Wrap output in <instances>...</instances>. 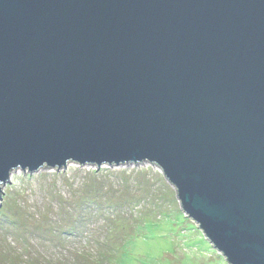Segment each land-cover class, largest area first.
Returning <instances> with one entry per match:
<instances>
[{
	"label": "water",
	"instance_id": "water-1",
	"mask_svg": "<svg viewBox=\"0 0 264 264\" xmlns=\"http://www.w3.org/2000/svg\"><path fill=\"white\" fill-rule=\"evenodd\" d=\"M144 162L264 264V0H0V201L16 170Z\"/></svg>",
	"mask_w": 264,
	"mask_h": 264
},
{
	"label": "rangeland",
	"instance_id": "rangeland-1",
	"mask_svg": "<svg viewBox=\"0 0 264 264\" xmlns=\"http://www.w3.org/2000/svg\"><path fill=\"white\" fill-rule=\"evenodd\" d=\"M0 201V264H226L152 164L16 170Z\"/></svg>",
	"mask_w": 264,
	"mask_h": 264
}]
</instances>
